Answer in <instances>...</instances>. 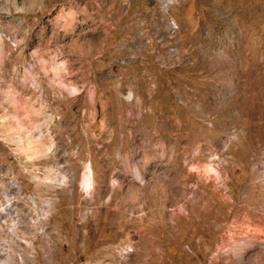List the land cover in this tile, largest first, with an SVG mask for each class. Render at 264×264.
I'll list each match as a JSON object with an SVG mask.
<instances>
[{"label":"rangeland","instance_id":"1","mask_svg":"<svg viewBox=\"0 0 264 264\" xmlns=\"http://www.w3.org/2000/svg\"><path fill=\"white\" fill-rule=\"evenodd\" d=\"M0 264H264V0H0Z\"/></svg>","mask_w":264,"mask_h":264},{"label":"bare ground","instance_id":"2","mask_svg":"<svg viewBox=\"0 0 264 264\" xmlns=\"http://www.w3.org/2000/svg\"><path fill=\"white\" fill-rule=\"evenodd\" d=\"M83 184H84L85 189H88L91 186V169H90V167H88L87 173H85L83 176Z\"/></svg>","mask_w":264,"mask_h":264}]
</instances>
